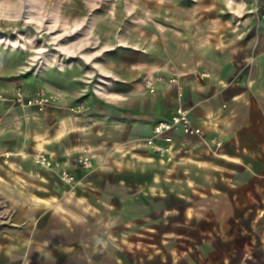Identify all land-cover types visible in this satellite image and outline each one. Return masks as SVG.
<instances>
[{
	"label": "crops",
	"instance_id": "0c3cea01",
	"mask_svg": "<svg viewBox=\"0 0 264 264\" xmlns=\"http://www.w3.org/2000/svg\"><path fill=\"white\" fill-rule=\"evenodd\" d=\"M203 21L202 34L193 21L172 35L151 26L125 73L96 69L109 79L101 91L63 69L43 128L0 119V264H264V16L234 40L229 19ZM175 75L203 135L178 129L160 154L143 141L179 105ZM60 206L80 219L63 212L71 220L57 231Z\"/></svg>",
	"mask_w": 264,
	"mask_h": 264
},
{
	"label": "rangeland",
	"instance_id": "374dc122",
	"mask_svg": "<svg viewBox=\"0 0 264 264\" xmlns=\"http://www.w3.org/2000/svg\"><path fill=\"white\" fill-rule=\"evenodd\" d=\"M33 1L44 13L40 25L21 21L24 16H29V2ZM39 2L43 3L44 9ZM51 7L60 9L61 20H66V26L60 23L51 29ZM262 16L264 0H0V119L6 114L11 116L14 121L9 128L13 131L19 130L20 118L43 128L48 107L53 102H42V99L58 96L59 101L63 98L62 91L52 88L54 81L62 84L63 69L71 67L72 71H76L74 75L78 74L77 71L86 72V78L82 80L87 84L86 92L101 91L107 86L102 80L109 79L96 69L111 67L119 74L125 73L131 61L140 60V55L146 53L144 49L148 42L141 35L153 37L155 33L150 29L156 24H161L158 27L162 33L172 35L178 28L177 23L180 25L183 20L187 25L194 23L189 28L200 29L202 34L207 29V23L203 21L199 25L200 20L229 19L234 40L251 33V18ZM16 20H20L19 24L11 25V21ZM77 21L80 26L73 31L72 26ZM65 27L66 30H63ZM76 31L85 37H79L78 50L74 49L70 54L60 51L58 41L71 46L78 40L76 36L79 33L74 35ZM51 36L58 40L52 41ZM82 49L90 55V59L83 57ZM19 94L23 96V102L18 101ZM64 204L70 206L69 202ZM6 206L0 201L1 213ZM64 206H60L64 218L53 220L57 231L62 229L63 223L71 220L64 213L80 219L78 207H71L74 213ZM1 216L2 220L6 219L3 213Z\"/></svg>",
	"mask_w": 264,
	"mask_h": 264
},
{
	"label": "built area",
	"instance_id": "2783aa9c",
	"mask_svg": "<svg viewBox=\"0 0 264 264\" xmlns=\"http://www.w3.org/2000/svg\"><path fill=\"white\" fill-rule=\"evenodd\" d=\"M159 82L162 81L160 78L158 80ZM170 84H176L177 85V91H178V104L175 112L168 118L162 117L160 121H158L154 127H153V135L152 137L146 139L143 141V144H145L147 147H150L154 152L164 154L167 153L170 149V145L173 142V133L177 131L178 129H182L183 132L187 135H193V136H202L203 131L201 128L196 127L192 124V121H190L188 112L185 110V108L182 105V97H183V87L179 83L178 76L175 75L173 78H170L168 80ZM145 87L149 92H154L156 90V80L154 78H148L145 81ZM18 101L23 102V96L21 94L18 95ZM58 100V96H50L48 99H42V102L45 101H51L55 102ZM41 102V103H42ZM32 104V102H31ZM34 160L36 163L40 164L43 167H47L50 169H61L60 163L56 161H51L48 156L44 152H37L34 155ZM82 166L84 168H89L91 166L90 161L88 159H85L82 162ZM61 177L63 181L67 183H72L74 180L73 175L65 171L64 169L61 172Z\"/></svg>",
	"mask_w": 264,
	"mask_h": 264
},
{
	"label": "bare ground",
	"instance_id": "6f19581e",
	"mask_svg": "<svg viewBox=\"0 0 264 264\" xmlns=\"http://www.w3.org/2000/svg\"><path fill=\"white\" fill-rule=\"evenodd\" d=\"M45 1V0H44ZM21 3V2H20ZM39 4L41 5V7H42V9H44V7L42 6L43 5V3H41V2H39ZM27 6V5H26ZM39 6V5H38ZM37 6V2L36 1H33L32 3H30L29 2V12H28V14H29V16H24L23 17V19L21 20V21H24V22H30V23H37V24H39V23H41L42 21H43V14L44 13H42L41 12V10H40V8ZM37 8H39V9H37ZM54 10H56V11H54ZM49 14H50V22L53 24L52 26H51V29H55L56 27H57V24H60V23H63V24H60V25H62V26H66V20L63 22V20H61L62 18H63V16H61L62 15V13H60V9H55V8H53V7H51V10H49ZM11 22H13L11 25H13V26H16V25H18L19 24V22H20V20H16V21H11ZM40 25V24H39ZM49 26V25H48ZM61 26V27H62ZM72 26V25H71ZM79 26H80V23H79V21H77L73 26H72V29H73V31L74 30H77L78 28H79ZM75 28H77V29H75ZM92 29V28H91ZM63 30H66V27L63 29ZM52 33V32H51ZM79 32L78 31H76L75 33H74V35L75 34H78ZM70 34H71V31H70ZM82 35L83 34H78V36H76L77 37V42H74V43H72V45L70 46V45H66V44H64V42H60V41H58V49L60 50V51H62V52H67V54L69 53H71V52H73V51H75L74 49H77V47L79 46L78 44H80V42H79V40L81 41V39H79V37H81V38H85V37H82ZM51 39H52V41H57L58 40V38L56 39L55 37H53V36H51ZM66 39V38H65ZM71 39V38H70ZM69 39L67 38V40H65L66 42L68 41ZM73 40V39H72ZM62 41V40H61ZM83 42V41H82ZM83 44H85V43H83ZM80 47V46H79ZM78 50V49H77ZM84 49H82L80 52L81 53H83L82 55H83V57L85 58V59H90V55L88 54V53H85V51H83ZM51 56H53V57H55V55L54 54H51ZM96 64V63H95ZM102 82L104 83V84H109V80H102ZM99 87V86H98ZM99 89H101V87H99Z\"/></svg>",
	"mask_w": 264,
	"mask_h": 264
}]
</instances>
